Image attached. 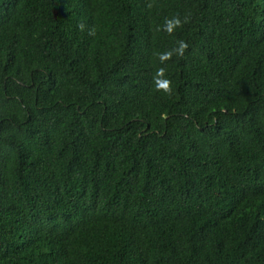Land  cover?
<instances>
[{
	"label": "trees",
	"instance_id": "16d2710c",
	"mask_svg": "<svg viewBox=\"0 0 264 264\" xmlns=\"http://www.w3.org/2000/svg\"><path fill=\"white\" fill-rule=\"evenodd\" d=\"M0 264H264V0H0Z\"/></svg>",
	"mask_w": 264,
	"mask_h": 264
},
{
	"label": "clouds",
	"instance_id": "9594fccd",
	"mask_svg": "<svg viewBox=\"0 0 264 264\" xmlns=\"http://www.w3.org/2000/svg\"><path fill=\"white\" fill-rule=\"evenodd\" d=\"M186 22V21H185ZM182 26V23H181V20L177 17V18H174L173 20H169V21H166V31L169 33V34H172L175 30V28L177 27H181ZM90 35H93L94 32H90L89 33ZM188 47V45L183 42V41H179V48L176 49L177 53L180 55V56H183L184 54V50ZM172 52L169 51L163 55L160 56V60L163 62V61H166V60H170L171 57H172ZM165 75V69L163 68H160L157 70V73H156V76L154 77V82H155V85H156V88L157 90H164L166 93L170 94L171 93V81L167 80V79H160L161 77H163Z\"/></svg>",
	"mask_w": 264,
	"mask_h": 264
}]
</instances>
